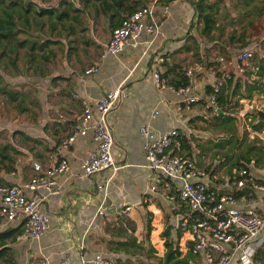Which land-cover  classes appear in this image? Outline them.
<instances>
[{
    "label": "crops",
    "instance_id": "obj_1",
    "mask_svg": "<svg viewBox=\"0 0 264 264\" xmlns=\"http://www.w3.org/2000/svg\"><path fill=\"white\" fill-rule=\"evenodd\" d=\"M40 1H46L44 5H55L58 0L54 3H49V0L34 2L39 4ZM69 1L79 9L76 11L79 22L70 19L64 21L69 23H65L63 28L57 25V29L49 36L60 41V48L56 49L54 56L47 62V71L43 75H27V81L18 84L23 85L27 82V96L34 100L31 103L27 98V112H20L23 117L20 114L16 116L20 118L21 123H27V131L21 127L8 128V133L1 130L2 140L10 141L20 151H24L22 146L27 148V157H21L26 151L17 154L14 170L1 172V177L6 181L4 183L29 178L33 173L31 167L33 161L40 163L41 167H48L55 163L58 157L65 156L69 162V169L57 175V191L48 194L43 203V207L50 215L49 225L44 234L36 240H14L11 243L15 254L14 264H39L42 258L45 259L43 264H60V260L65 257L69 264H76L79 253L90 257L96 251L111 256L114 261L116 256L124 255L108 249L107 240L124 237L111 235V231L105 230V226L107 224L111 227L116 217H124L134 226L132 234L136 241L154 246L148 240L153 228L149 224L152 216L160 215L161 226L156 230L161 249L160 253L158 251L157 253H162V239L159 233L165 226L170 227L172 239L178 240L181 249L184 250L186 241H191V237L178 226V221L186 215L180 213L174 198L169 195L170 190H177V181L157 175L147 167L141 148L139 125L145 123L158 131L177 127L189 144V153L181 149L182 152L204 170L205 175L201 178L213 187L211 190L226 191L230 176L238 167L230 165L233 156L224 157L225 161H228L227 164H218L227 173L222 180L217 177L221 175L217 174L218 171L213 167L215 162L209 169L207 161H202L206 150L209 154L211 149L219 147L213 145L214 138H206L202 146L193 142L196 137L193 135L194 127L191 126L193 122H189V119L201 111H195V104L187 111L176 109L180 95L167 88L156 87L151 75V60L156 55H161L164 58L161 63L163 69L170 63H177L183 68L198 59L203 63L221 56L225 62L224 69H229L236 74L235 76L244 78V68L238 67L237 61L228 59L235 49L241 47L229 46L225 41L232 28L239 30V24L231 23L229 17L235 16L237 11L248 9L252 3L245 5L241 0H222L218 3L215 22L217 26L212 30V38L208 40L198 33L201 23L195 18L190 0H172L167 5L154 3L158 31L154 35L142 32L134 44L126 45L117 55L104 56L101 55L103 45L109 37L111 27L118 23L119 18H109L101 13L94 0L87 3L81 0ZM151 1H147V4ZM130 2L131 0H122V3ZM111 9L114 11L115 7ZM259 19H254V23L259 25ZM252 30L247 26L245 31L248 33ZM252 42L258 45L256 39H251L242 47L250 46L253 49V45L250 44ZM92 64L97 65V70L86 73L85 68ZM4 75L3 73L5 79ZM212 79L213 77L201 68L193 76L191 82L193 91L199 97L205 98L204 84L210 83ZM5 81L12 85L7 78ZM119 84L125 94L107 117L113 136L111 156L117 168L114 171L105 168L91 175H83L80 163L94 146L90 135L77 137L66 149L59 148V139L78 121L80 98L94 101L106 90ZM12 86L16 87L14 83ZM196 103L200 105V102ZM3 109L1 104L0 125L7 128L12 118ZM154 110L156 112L152 115ZM250 129L259 138L261 137L259 133H264L263 126L259 129L251 127ZM16 131L26 133L34 140L21 141ZM250 138L248 137L249 140ZM261 139L264 140L262 137ZM193 143L196 144L193 146ZM253 143L257 146L250 152L252 155L250 162L247 163L248 171L258 181L264 182V155L260 152L264 145ZM97 183L101 184L100 188L96 187ZM101 202L105 206V211L102 215L95 216V207ZM120 203L122 206L127 204L128 209L122 210ZM238 204L253 207L264 218V190L256 191L245 200H239ZM3 225L0 219V229ZM117 225H124V221L121 219L115 222L114 227ZM176 227L187 234L184 241H181L182 233L176 239ZM261 234L264 237V226ZM190 264L204 262L198 255ZM228 264L237 263L233 258Z\"/></svg>",
    "mask_w": 264,
    "mask_h": 264
},
{
    "label": "built area",
    "instance_id": "obj_2",
    "mask_svg": "<svg viewBox=\"0 0 264 264\" xmlns=\"http://www.w3.org/2000/svg\"><path fill=\"white\" fill-rule=\"evenodd\" d=\"M154 0L140 5L120 18L111 27L109 37L104 43L101 55H117L128 44H134L142 33L154 35L158 31V21L154 14ZM252 55L251 47H241L229 55V60L242 62ZM164 58L156 55L151 60V75L157 88H167L180 95L176 109L189 110L199 99L192 89L194 74L201 68L213 77L210 82L213 91L205 96L206 104L213 109L214 91L229 77L225 62L221 56L215 58L218 64L206 65L194 61L183 67L185 82L177 86L166 82L160 75L163 70L161 63ZM97 70V65H89L86 73ZM218 76H215L216 72ZM125 94L121 85L106 90L99 98L90 101L80 98V117L68 133L59 139L60 149H66L77 137L90 135L94 146L80 163L83 175H91L105 168L114 171L115 165L111 156L113 136L108 121V114L118 100ZM156 110L152 112L154 115ZM142 138L141 148L146 165L157 175H163L177 181L178 197L184 199L189 213L178 221V226L189 233L192 240V251L197 253L204 264H228L233 258L237 264H253L252 255L264 237L261 234L264 218L251 206L239 205V200L251 197L256 191L264 190V182L245 168L238 167L229 179L226 191L207 190L209 183L202 179L203 169L195 165L193 159L182 152V139L179 129L175 126L163 131L150 128L142 123L138 127ZM33 173L19 182L0 183V219L2 226H20L14 240L39 239L49 225V212L43 207L48 194L57 191V175L69 169L65 156L57 158L48 167L40 163H31ZM101 187L100 183L96 184ZM243 190L239 196L233 191ZM121 209H128L127 204L120 203ZM105 206L101 202L95 207V216L102 215ZM45 259L39 260L43 264ZM76 264H112V257L99 251L90 257L78 255ZM60 264H69L67 257Z\"/></svg>",
    "mask_w": 264,
    "mask_h": 264
},
{
    "label": "trees",
    "instance_id": "obj_3",
    "mask_svg": "<svg viewBox=\"0 0 264 264\" xmlns=\"http://www.w3.org/2000/svg\"><path fill=\"white\" fill-rule=\"evenodd\" d=\"M84 3L93 0H81ZM98 9L109 18H120L140 5L147 4L151 0H131L130 3H122V0H94ZM172 0H154L159 5H167ZM222 0H190L195 18L200 21L199 35L206 40L213 36L212 30L216 28V8ZM245 5L252 3L246 10L237 11L235 16H230L231 23L239 24V30L232 28L227 35L225 43L229 46L242 47L247 45L251 39L258 41V48L261 53L256 51L249 58L248 67H243L244 78L233 76L229 72V77L222 83L218 90L214 91L215 106L220 111L216 112L211 105L206 104V99L199 97L197 102L206 106L210 119L202 114L195 115L189 122L202 121L209 127L220 131L223 134L217 135L213 145L223 148L225 144H231L228 151L223 152V156L230 158L231 166H237L249 170L247 163L251 159L253 148L257 145L248 139L246 130L238 135L236 129V115L231 110L239 105V99L246 98L250 101L253 95L261 96L264 100V35L260 36V26L254 23V19H259L264 15V0H241ZM115 7L113 11L111 8ZM69 0H58L55 5H39L32 0H0V95L16 109L18 113L27 112V98L33 103L34 100L27 96V91L16 89L7 83L4 74L10 75H43L47 71V62L54 56L56 49L60 48V41L49 35L57 29V25L63 28L66 20L73 19L79 22L76 11ZM74 12V13H73ZM243 22V23H241ZM46 25L48 33L41 32ZM250 26L253 30L246 33V27ZM36 30V31H35ZM192 36V35H189ZM193 38V37H192ZM194 40V38L192 39ZM222 55V54H219ZM224 58L227 56L223 55ZM201 62L200 59H198ZM206 65L218 64L215 60H206ZM219 72L215 73L218 76ZM166 82L175 86L185 82L183 68L177 63L167 64L160 72ZM213 91L211 83L204 84L203 94L208 95ZM244 117L248 118V124L253 129L264 127V118L256 120L255 114L249 109H245ZM21 141L34 140L22 131H16ZM193 137V136H192ZM182 150L189 153V144L184 136L182 137ZM240 144H245L243 151L232 153L233 148H238ZM21 151L8 140H2L0 130V183L6 182L1 177V172H9L15 169L16 156ZM260 152L264 155V149ZM260 180V179H259ZM262 181V180H261ZM213 187L209 186L207 190ZM243 190L233 191L234 196H239ZM169 195L174 198L177 209L181 214L187 215L189 207L184 199L178 197L177 190H170ZM124 221V225H117L115 222ZM115 222L105 230L111 231L110 234L123 236V239H108L107 246L111 251L122 253L124 256H116L112 264H190L197 259V253L192 251V240H187L184 250L181 249L178 240H173L170 235V227L165 226L159 233L162 239V253L151 244L144 245L136 241L132 234L134 226L130 225L126 218L116 217ZM18 225L7 226L0 229V264H14L15 254L11 243L14 235L19 230ZM114 230H111L113 229ZM181 229L176 227V239L181 236ZM253 264H264V239L256 247L252 255Z\"/></svg>",
    "mask_w": 264,
    "mask_h": 264
},
{
    "label": "rangeland",
    "instance_id": "obj_4",
    "mask_svg": "<svg viewBox=\"0 0 264 264\" xmlns=\"http://www.w3.org/2000/svg\"><path fill=\"white\" fill-rule=\"evenodd\" d=\"M55 1L56 0H49V3H54ZM72 1L77 2L78 0H72ZM45 2L40 1L39 4L44 5ZM258 23L261 26L259 29V32L262 33V35H264V15L261 16V18L258 20ZM41 32L46 33L47 32L46 27H44ZM250 44L253 45L252 54L255 51H256V53L258 52L257 54L261 53V48L260 47L258 48V45H256L255 42H252ZM249 63H250V60L247 59L245 62H239V63L237 62L236 64L238 67L240 66V68H241V67H248ZM227 72H229L233 76L236 75L229 69L227 70ZM23 75H26V74H21V75H17V76H10V75L5 74L4 76H5V79L7 78L11 82L12 85H13V83L15 84L16 89H21L23 91H27V82H24L23 85H18L22 81H25V80L27 81V75L26 76H23ZM4 100H5V98L0 95V106H1V104L3 105V108H4L3 110H5L7 115H9L12 119L9 120V123L7 124V128H4L2 125H0L1 126L0 130L8 133L9 132L8 128L21 127L27 131V123H21L19 121L20 118L16 117L17 114H20V113H17L16 109H12L10 104L8 102H6V100L4 103ZM238 101H239V103H241L240 106L236 105L231 110V113L233 115H236V127H237L236 131H237L238 135L241 134L243 130H246L247 131L246 135L248 134L249 138L252 137V138H250L252 140V143L255 142L257 144L264 145V140L261 139V137L264 138V133H259L261 135L260 138L257 135H254L250 129L249 124H248V119L246 117H244V115H243L245 109H249V107L253 104L258 106V107L264 108V100L262 99L261 96L253 95L252 98L250 99V101L247 100L246 98L245 99H239ZM196 102L197 101H195L193 103V104H195V107H194L195 111H201V112H199V114H202L207 119H210V114L207 112L206 106L203 103H200V105L198 106V103H196ZM20 116L23 117L22 114H20ZM191 126L194 127L193 128V135L196 137L195 141H193V142L198 143V146L199 145L202 146L203 144H205V141L207 140L206 138L216 139L217 135L221 134L220 131L209 127L206 123H204L202 121H194ZM3 138H4V136H3ZM209 140H211V139H209ZM196 143H193V146ZM230 145L225 144L223 148H218V149L213 148V149H211L212 152H211V150L209 151V154H208V151L206 150V152L202 156V159H204L202 161H207V163L209 164V169H210V165H212V163H214V162L216 163L213 167H215V169L218 171L217 174L221 175V176L218 175L217 177L222 179V180L225 178V175L227 173L224 172L223 168L221 166H218V164H220V163H226L227 164L228 161H225V158H224L225 156H223V152L228 151ZM237 147L238 148L232 149V153H237L238 151H243L245 148V146L243 144H240ZM210 148H212V147H209V149ZM22 149H24V151H26V152L21 150L22 152H24V154L21 155V157L25 158V157H27V148L22 146ZM213 151L215 153H213ZM199 152H200V149H199ZM251 165H253V164H251ZM160 221H161L160 215L159 216L158 215L152 216V219H151L149 225H152L153 228L150 231L149 239H148L149 241L152 242V244L154 245V247L157 249V251L159 253H160V249H161V243H160V240L158 239L156 229L157 228L160 229V226H161ZM141 236H143V234H141ZM186 237H187V234L182 233L181 241H184V239Z\"/></svg>",
    "mask_w": 264,
    "mask_h": 264
},
{
    "label": "water",
    "instance_id": "obj_5",
    "mask_svg": "<svg viewBox=\"0 0 264 264\" xmlns=\"http://www.w3.org/2000/svg\"><path fill=\"white\" fill-rule=\"evenodd\" d=\"M215 111L219 112L220 111L219 107H216ZM249 111H251L253 114H255L257 119L264 118V108H262V107H258V106L253 104L249 107Z\"/></svg>",
    "mask_w": 264,
    "mask_h": 264
}]
</instances>
